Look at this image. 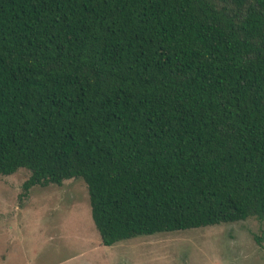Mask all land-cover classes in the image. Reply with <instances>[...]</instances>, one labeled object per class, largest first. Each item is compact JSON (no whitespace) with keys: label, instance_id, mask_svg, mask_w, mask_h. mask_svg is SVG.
Listing matches in <instances>:
<instances>
[{"label":"trees","instance_id":"16d2710c","mask_svg":"<svg viewBox=\"0 0 264 264\" xmlns=\"http://www.w3.org/2000/svg\"><path fill=\"white\" fill-rule=\"evenodd\" d=\"M20 170L24 196L83 179L105 246L264 220V0H0Z\"/></svg>","mask_w":264,"mask_h":264},{"label":"rangeland","instance_id":"374dc122","mask_svg":"<svg viewBox=\"0 0 264 264\" xmlns=\"http://www.w3.org/2000/svg\"><path fill=\"white\" fill-rule=\"evenodd\" d=\"M0 177V264H264V220L142 235L105 246L83 179L33 187Z\"/></svg>","mask_w":264,"mask_h":264}]
</instances>
